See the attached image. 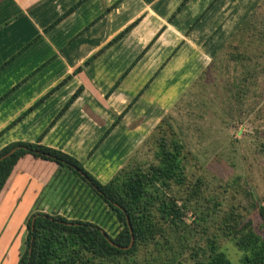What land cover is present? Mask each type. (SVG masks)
I'll use <instances>...</instances> for the list:
<instances>
[{
  "label": "crops",
  "instance_id": "1",
  "mask_svg": "<svg viewBox=\"0 0 264 264\" xmlns=\"http://www.w3.org/2000/svg\"><path fill=\"white\" fill-rule=\"evenodd\" d=\"M79 1L0 0V150L42 136L43 145L74 157L102 184L264 2L82 0L47 29ZM89 191L65 168L21 159L0 194V264L18 262L32 213L67 218L65 208L85 206Z\"/></svg>",
  "mask_w": 264,
  "mask_h": 264
},
{
  "label": "trees",
  "instance_id": "2",
  "mask_svg": "<svg viewBox=\"0 0 264 264\" xmlns=\"http://www.w3.org/2000/svg\"><path fill=\"white\" fill-rule=\"evenodd\" d=\"M81 2L72 6L47 29ZM250 18L242 24L232 40L248 25ZM80 70L78 68L75 72ZM81 91L80 87L71 95L50 127ZM171 111L105 184L100 183L74 157L43 145L42 136L36 142H14L2 148L0 194L18 162L29 156L65 168L78 176L114 214L121 227L114 237H110L99 226L88 221L69 220L61 215L41 212L32 213L26 223V247L16 264H139L140 261H144V264H264V204L256 209L257 227H252V221L225 224L224 237L242 253L238 262H231L219 250L214 237H207L204 244H201L207 232L204 227L207 214L198 213L191 207L200 198L201 180L197 178L195 182L188 183L185 147L182 136L172 124ZM116 123L102 135L90 154ZM11 151L13 153L3 158ZM188 213L192 216L190 222L186 220ZM131 238L133 243L128 248ZM122 259L124 263H121Z\"/></svg>",
  "mask_w": 264,
  "mask_h": 264
},
{
  "label": "rangeland",
  "instance_id": "3",
  "mask_svg": "<svg viewBox=\"0 0 264 264\" xmlns=\"http://www.w3.org/2000/svg\"><path fill=\"white\" fill-rule=\"evenodd\" d=\"M171 115L184 143L188 183L201 180L200 198L191 206L207 214L201 244L214 237L236 263L242 253L224 237L225 224L252 221L257 227L256 209L264 204V2ZM91 192L85 206L65 208L67 218L87 217L114 237L120 225L107 207L103 211L92 201L94 195L90 199ZM186 220H192L190 213Z\"/></svg>",
  "mask_w": 264,
  "mask_h": 264
},
{
  "label": "water",
  "instance_id": "4",
  "mask_svg": "<svg viewBox=\"0 0 264 264\" xmlns=\"http://www.w3.org/2000/svg\"><path fill=\"white\" fill-rule=\"evenodd\" d=\"M11 153H13V151H11L9 154L5 155L3 158L7 157V156L10 155ZM1 159H2V158H1ZM1 159H0V160H1ZM33 221H34V218L32 219V224H33ZM128 227H129V225H128ZM129 228H130V227H129ZM109 242H110V241H109ZM110 243H111V242H110ZM132 243H133V239L131 238V242H130L128 248L132 245Z\"/></svg>",
  "mask_w": 264,
  "mask_h": 264
}]
</instances>
